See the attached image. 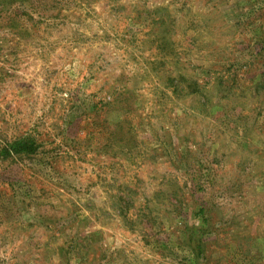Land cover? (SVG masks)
Instances as JSON below:
<instances>
[{"label":"rangeland","instance_id":"374dc122","mask_svg":"<svg viewBox=\"0 0 264 264\" xmlns=\"http://www.w3.org/2000/svg\"><path fill=\"white\" fill-rule=\"evenodd\" d=\"M0 264H264V0H0Z\"/></svg>","mask_w":264,"mask_h":264},{"label":"trees","instance_id":"16d2710c","mask_svg":"<svg viewBox=\"0 0 264 264\" xmlns=\"http://www.w3.org/2000/svg\"><path fill=\"white\" fill-rule=\"evenodd\" d=\"M36 141L31 137H22L9 142L6 147L0 151L1 157H10L13 155H30L38 151Z\"/></svg>","mask_w":264,"mask_h":264}]
</instances>
